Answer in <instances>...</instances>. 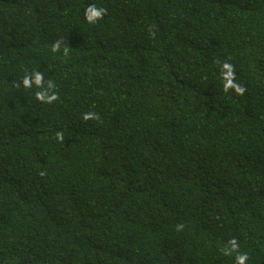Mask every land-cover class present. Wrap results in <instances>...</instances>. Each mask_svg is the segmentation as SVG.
Here are the masks:
<instances>
[{
    "label": "trees",
    "instance_id": "16d2710c",
    "mask_svg": "<svg viewBox=\"0 0 264 264\" xmlns=\"http://www.w3.org/2000/svg\"><path fill=\"white\" fill-rule=\"evenodd\" d=\"M232 238L264 264V0H0V264H234Z\"/></svg>",
    "mask_w": 264,
    "mask_h": 264
},
{
    "label": "clouds",
    "instance_id": "9594fccd",
    "mask_svg": "<svg viewBox=\"0 0 264 264\" xmlns=\"http://www.w3.org/2000/svg\"><path fill=\"white\" fill-rule=\"evenodd\" d=\"M107 14V9L104 7L97 6L96 4H89L85 10H84V18L85 20L90 24H95L97 21L104 18V16ZM62 47V41H57L52 44V52H59L61 51ZM68 47L63 48V54H68ZM29 74H25L22 77V86L25 89H31L33 86H35L38 90L35 92V98L36 100L40 101L41 103H53L57 99H59V96L57 92H55L53 89L55 88V85L53 81L49 80L47 82V86L44 85L43 81V73L41 72H34L32 73V80H29L28 78ZM221 77L223 80V90L225 92L231 90H234V92L237 95H243L246 91V88L236 82V74L234 66L225 61L221 64ZM20 85L17 84L16 87H19ZM81 119L84 121L88 120H99V115L95 112H85ZM56 139L60 142H63L65 139L64 133L62 131H58L56 133ZM41 175L44 173L41 172ZM184 227L183 224H178L176 226L177 231L182 230ZM228 244L230 247L223 249V252L225 255H231L232 253H236L234 258V264H247L248 261V254L246 252H240L239 251V243L235 238H232L228 241Z\"/></svg>",
    "mask_w": 264,
    "mask_h": 264
}]
</instances>
